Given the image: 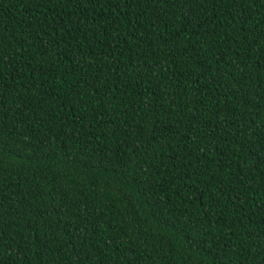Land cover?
I'll list each match as a JSON object with an SVG mask.
<instances>
[{"label":"trees","instance_id":"obj_1","mask_svg":"<svg viewBox=\"0 0 264 264\" xmlns=\"http://www.w3.org/2000/svg\"><path fill=\"white\" fill-rule=\"evenodd\" d=\"M0 264H264V0H0Z\"/></svg>","mask_w":264,"mask_h":264}]
</instances>
